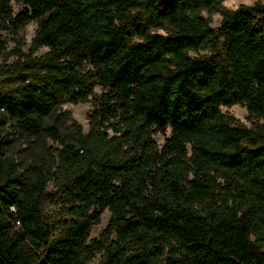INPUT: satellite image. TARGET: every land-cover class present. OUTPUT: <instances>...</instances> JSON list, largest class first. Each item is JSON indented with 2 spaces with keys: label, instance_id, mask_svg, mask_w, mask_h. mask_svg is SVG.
I'll return each instance as SVG.
<instances>
[{
  "label": "trees",
  "instance_id": "obj_1",
  "mask_svg": "<svg viewBox=\"0 0 264 264\" xmlns=\"http://www.w3.org/2000/svg\"><path fill=\"white\" fill-rule=\"evenodd\" d=\"M221 2L0 0V54L4 32L38 22L4 71L0 126L61 145L54 170L26 173L0 135V264H264V125L223 112L264 119V1L215 29L203 12ZM90 96L89 131L71 143L46 120Z\"/></svg>",
  "mask_w": 264,
  "mask_h": 264
},
{
  "label": "rangeland",
  "instance_id": "obj_2",
  "mask_svg": "<svg viewBox=\"0 0 264 264\" xmlns=\"http://www.w3.org/2000/svg\"><path fill=\"white\" fill-rule=\"evenodd\" d=\"M259 1L264 0H222L218 11L214 13L203 12L213 28L217 29L221 23L224 11H233L241 5L252 6ZM14 12L17 13L22 7L21 5L13 2ZM38 28V22L36 20L29 21L18 35H13L11 32H4V38L7 41V51L0 54V87L6 89L11 84L10 80L5 74V69L18 60V54H30L32 52V41ZM158 32L166 33L167 29H157ZM46 51V48L40 49L35 55H39ZM201 53H205L202 51ZM94 91L96 94H100L102 88L99 84L95 85ZM94 96H90L87 101H80L78 103L65 102L58 110L53 114L51 118L46 121L48 123H55L63 133L65 139L71 143H78L79 131L78 126H81L83 134L89 131L90 127V114L94 109ZM223 112L229 116H232L236 122L242 124L248 128H255L259 124L264 125V119L256 118L250 115L241 104H234L229 107H223ZM116 126H120L116 124ZM9 138L12 142L7 147L6 157L12 161L18 170L29 173L35 166H43L45 168H51L54 170L58 164V157L56 148H61V145L54 141L50 137L42 138H27L20 135L13 130L10 123L0 126V135L5 136L10 133ZM110 134H115V127L109 128ZM121 133H117L120 136ZM170 132H167L169 136ZM166 135L157 133L153 135V139L157 145L161 147L165 142ZM50 187H53L51 184ZM55 211L54 206L48 207L47 213L52 214ZM109 209H105L101 214V222L95 225L90 233V239H98L101 233L105 230L110 219ZM101 260V254H98L88 264H97Z\"/></svg>",
  "mask_w": 264,
  "mask_h": 264
}]
</instances>
